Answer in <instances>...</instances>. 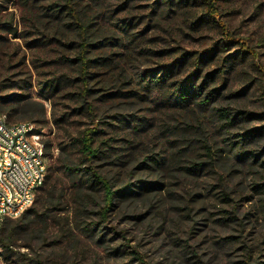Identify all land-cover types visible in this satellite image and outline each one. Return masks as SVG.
Returning <instances> with one entry per match:
<instances>
[{
	"label": "trees",
	"instance_id": "16d2710c",
	"mask_svg": "<svg viewBox=\"0 0 264 264\" xmlns=\"http://www.w3.org/2000/svg\"><path fill=\"white\" fill-rule=\"evenodd\" d=\"M38 1L24 0V3L29 12L31 29L40 31L38 24L44 28L41 36L32 40V44L40 41L36 45H51L49 58L43 61L49 62V65L55 64V67L44 73L37 85L50 102L51 110H48L44 102L33 99L28 93L33 86L32 79L22 78L9 82L8 87L14 89L10 94H1L0 90V112L6 113L11 121L9 114L21 111L25 114L22 121L37 125L47 122L50 112L57 127H65L76 114H86L92 119L88 125L75 132H69L66 128L68 136L56 145L54 140L45 141L48 157L53 156L54 145L57 154L53 162L49 163L45 183L39 188L34 204L20 216L6 217L1 223L2 260L5 264H74L79 254L80 241L86 239L87 242L90 240L99 246H106L109 254L122 264H129L125 259L131 255L133 257L130 261L144 264L138 250L127 251L128 246L123 243L113 245L121 233L115 226L109 227L112 223L111 216L124 200L135 196L140 198L145 191H154L163 184L156 179L141 181L140 186L135 188L137 190H134L130 183L123 181L121 156L112 154L115 151L111 143L113 138H105V130L95 120L100 109L96 101L106 103L119 95L133 98V103H137L149 97L156 107L166 109L167 131L175 132L179 125H183L182 131L172 139L176 151L169 161H181L195 141L197 132L203 133L206 138L204 132L207 129L203 123L208 126V123H214L220 126L221 133L228 135L224 137V144L236 157L245 159L250 154L254 158L252 163H255L260 160L263 151L259 153L255 149L251 153L247 148L264 141V112L241 113L239 109L234 112L230 107L222 106L219 98L223 84L220 85L218 80L222 79L225 83L229 71L236 72L238 66L246 65L253 53L240 43L239 48H234L237 40L229 34L222 19L226 11L222 0H154L152 13L156 12L161 17L180 13L187 16L186 21L192 29L213 26L221 36L209 47L199 51L141 49L147 53L168 52L171 60L160 63L157 68L145 69L138 76L137 84H132L131 77L128 81L132 86L127 89L125 84L129 82L125 81L127 78L121 72V60L117 62L118 59L115 58V55L121 56L122 53L112 51L116 50L113 43L125 37L126 47L131 49L132 45L138 47L144 40L150 24L147 22L142 26L141 16L126 9L133 8V4L141 0H131V5L130 0H118L113 7L101 6L104 9L101 13L100 10H95L96 7L109 0H87L86 3L83 0H53L51 5L42 9L46 17L36 13ZM3 7L5 6L1 1L0 39L8 34L17 35L19 31L15 14H3V10H6ZM64 15L70 17L71 21L61 20ZM116 16L118 18L114 21ZM140 27L142 29L138 30ZM31 29L26 32L35 33ZM112 33L116 36H112ZM117 64L119 69L115 72ZM213 64L217 68L208 71ZM255 65L258 67V64ZM241 69V74L249 73L244 70L245 67ZM260 73L263 75L260 83L264 87V70L260 69ZM246 80L248 78L245 77ZM109 87L116 90L110 92ZM242 92L243 90L236 92L231 97H238ZM98 94L100 95L97 96ZM207 110L212 111V119L209 121L205 116ZM252 118H260L263 123L247 128V123ZM147 121L149 119L145 118L142 124L136 125L135 131L139 128L137 126L142 127ZM237 127L244 131L233 132ZM213 146L210 141L204 144L205 155L210 161L217 159ZM110 158H113L108 164L110 167L105 168L106 164L103 163ZM163 160V157L154 158L153 163L161 166L164 164ZM102 161L104 162L100 163ZM188 161L190 164L183 169L191 175L202 172L208 166V161ZM142 162L148 165L147 168L152 167L146 161ZM107 227L112 230L113 235L110 237ZM21 249L27 250L21 252ZM52 250L55 251L51 252ZM60 258L64 259L63 263L57 262Z\"/></svg>",
	"mask_w": 264,
	"mask_h": 264
},
{
	"label": "rangeland",
	"instance_id": "374dc122",
	"mask_svg": "<svg viewBox=\"0 0 264 264\" xmlns=\"http://www.w3.org/2000/svg\"><path fill=\"white\" fill-rule=\"evenodd\" d=\"M1 1L5 6L3 8H6L3 14L13 12L15 23L19 28L17 35L8 34L7 37L0 39L1 94L13 92L14 89L8 87L9 82L22 78L32 79L33 86L28 93L33 99L44 102L50 111L51 104L39 91L37 85L44 73L55 67V64L49 65V62L43 61L49 58L51 45H36L40 44V41L32 44V40L40 37L44 28L38 24L37 28L40 31L31 29L29 12L24 0ZM117 1L109 0L95 10H100L101 13L103 8L113 7L116 5L115 2L125 0ZM153 1L141 0L133 4L130 0V5L133 4L134 7L126 8L141 16L142 26L147 22L148 25L150 24L142 43L138 47L132 45L131 49L126 47L125 37L113 43L116 50L112 51L122 53L121 56L115 55V58L118 59L117 62L121 60V72L127 78L125 81L132 77L133 85L137 84L138 76L145 69L157 68L160 63L164 64L171 60L168 52L147 53L142 52L141 49L163 51L170 48L187 52L199 51L209 47L221 36L218 29L213 26L192 29L186 21L187 16L180 13H171L164 17L156 15V12L152 13ZM52 2L53 0H39L36 4V13L46 17L42 9ZM82 2L86 3L87 0ZM222 4L226 8L222 19L229 34L237 40L234 48H239L240 44H243L253 56L248 58L246 65L238 66L236 72L229 71L225 83L222 79H218L219 84H223L219 102L222 106L230 107L234 112L238 109L241 113L264 112V87L260 83L263 77L260 69L264 70V0H222ZM117 18L118 16L114 21ZM63 19L66 22L71 21L66 15L61 20ZM109 26L112 27V24ZM27 29L35 33H28ZM141 29L142 27L138 28ZM112 36L116 35L112 33ZM254 63L258 64V67ZM243 67L249 72L248 74H241L239 69ZM215 68L217 66L213 64L207 70ZM118 69L117 64L115 72ZM245 77L248 80L245 81ZM128 82L125 84L127 89L132 86L130 81ZM108 85L111 83L108 82ZM109 88L110 92L116 90ZM242 90L238 97H231L232 94ZM132 100L134 99L118 95L106 103L96 101L100 109L95 120L105 130V138H113L111 143L115 151L112 154L121 156L123 181L130 183L134 190H137L135 188L140 186L141 181L153 179L159 180L163 186L154 191H145L144 196L140 198L135 196L121 203L111 216L112 223L109 225V227L115 226L121 233V236L116 237L113 245L123 243L128 246L127 251L138 250L144 259V264H246L248 262L264 264V164H262L264 141L247 148L251 153L255 149L259 153L263 151L260 160L252 163L254 159L252 155L240 159L230 151V148L224 144V137L228 135L221 133L218 124L208 123L210 124L208 126L207 123H203L207 129L204 132L206 138L203 133L197 132L186 156L179 162L169 161L176 151L172 139L182 131L183 125H179L177 131L169 132L166 130L168 124L164 113L166 109L156 107L149 97L137 103H133ZM211 112V110L205 111L207 121L212 119ZM24 115L21 111L9 114L12 122L22 121ZM145 118H148L149 122L147 121L142 127L137 126L139 128L135 131L136 125L142 124ZM91 119L86 114H76L64 125L65 127H57L49 112L47 122L39 123L37 128L43 135L44 141L54 140L56 145L68 136L67 129L70 130L69 132H75L76 129L88 125ZM259 119L252 118L247 123V128L261 125L263 121ZM190 131H193V128H190ZM240 131L244 130L240 127L233 130V132ZM206 141L214 144L216 160L210 161L205 155ZM55 145L49 163L53 162L57 154ZM158 157L164 158L165 165L162 163L158 166L153 163L154 158ZM112 160L113 158H110L105 163L104 161L100 163L106 164L105 168H108ZM188 160L208 161V166L202 172L191 175L183 169L190 164ZM142 161H146L152 167L147 168L148 165L143 164ZM109 227H107L108 237L113 235ZM105 247L83 239L80 241L79 254L74 264H122L121 261L113 258ZM26 250L21 249V252ZM132 257L133 255L128 256L125 259L126 263L138 264L137 261H130ZM63 260L60 258L57 262L63 263Z\"/></svg>",
	"mask_w": 264,
	"mask_h": 264
},
{
	"label": "built area",
	"instance_id": "2783aa9c",
	"mask_svg": "<svg viewBox=\"0 0 264 264\" xmlns=\"http://www.w3.org/2000/svg\"><path fill=\"white\" fill-rule=\"evenodd\" d=\"M49 166L46 144L37 124L11 122L0 112V225L16 218L35 202ZM0 243V264L2 260Z\"/></svg>",
	"mask_w": 264,
	"mask_h": 264
}]
</instances>
